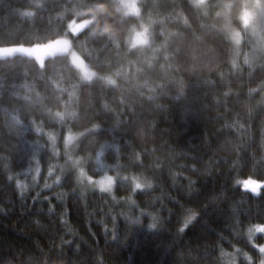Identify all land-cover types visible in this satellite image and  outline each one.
Listing matches in <instances>:
<instances>
[{"label":"trees","instance_id":"16d2710c","mask_svg":"<svg viewBox=\"0 0 264 264\" xmlns=\"http://www.w3.org/2000/svg\"><path fill=\"white\" fill-rule=\"evenodd\" d=\"M249 1L213 17L217 0L208 14L107 0L113 15L93 17L77 14L92 0H0V264L264 261V27L256 40L241 25ZM138 21L146 42L129 48ZM105 173L110 193L84 183Z\"/></svg>","mask_w":264,"mask_h":264},{"label":"clouds","instance_id":"9594fccd","mask_svg":"<svg viewBox=\"0 0 264 264\" xmlns=\"http://www.w3.org/2000/svg\"><path fill=\"white\" fill-rule=\"evenodd\" d=\"M194 3L196 4L197 7L201 8V10H204L205 14H208L206 11L208 7L207 0H194ZM252 6L258 7L260 9H264V0H254ZM228 9H229V3L227 2V0H217L215 7H213L211 10V15L213 17H221L223 12ZM117 11L120 10L117 9ZM85 13L90 14L93 17H98L105 13H107V15L109 16L113 15V12L109 10V4L107 0H92L91 4H89L86 7L80 8L77 14L79 15ZM121 14L123 15L124 13ZM98 27H99V32L101 34H106L109 36H113L116 34V29L114 28V25L107 19L104 21L102 25H98ZM147 30H148V25L143 21L130 23L123 35V39L129 48L142 45L143 43L146 42L145 33L147 32ZM93 31H96V28H93ZM102 78L108 83L111 84L116 83V80L111 75H105ZM56 115L62 116L64 115V113L57 111ZM76 159H79V157H77ZM195 215H196L195 212H191L187 216L185 223H187L188 220H191L192 217H194ZM180 227L183 228L184 224H181ZM53 264H56V262L53 261ZM260 264H264V261H261Z\"/></svg>","mask_w":264,"mask_h":264},{"label":"rangeland","instance_id":"374dc122","mask_svg":"<svg viewBox=\"0 0 264 264\" xmlns=\"http://www.w3.org/2000/svg\"><path fill=\"white\" fill-rule=\"evenodd\" d=\"M194 2V0H192ZM136 3L137 0H115V4L116 7L123 12H131V13H136L137 12V8H136ZM254 0H250L249 1V5L247 8H245L242 12V15L240 16L241 19V25L243 26V28L245 30H247L253 38H255L256 40H259L263 37L262 31H263V15H262V10L258 7H253ZM77 26L76 23H72L70 24V29H75ZM236 31H233V39L235 40V42L239 41V37H240V33ZM262 34V35H261ZM145 37L146 34H145ZM61 41V40H60ZM56 42L59 41H53L50 44H54ZM141 46V45H139ZM68 55L71 57L72 62L74 63V65L77 66V68L80 70L81 74L86 77V78H90L93 77L95 74L89 70L86 65L82 62V60H80V58L78 57V55L71 51L68 50ZM264 100V99H263ZM66 141H73V136L70 134H67L66 136ZM82 174V172H80ZM88 187H92V188H97L100 189L104 192H108L110 193L112 191V177L108 174H104L103 176H101L100 178L97 179H89L86 178V181L84 182ZM263 228L260 227H256L254 230L251 231V234H254L255 232H262Z\"/></svg>","mask_w":264,"mask_h":264}]
</instances>
